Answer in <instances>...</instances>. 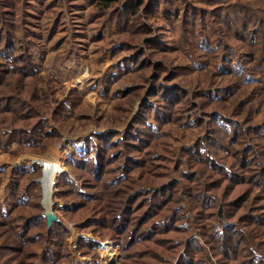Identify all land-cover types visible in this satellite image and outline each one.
<instances>
[{
    "label": "trees",
    "instance_id": "trees-1",
    "mask_svg": "<svg viewBox=\"0 0 264 264\" xmlns=\"http://www.w3.org/2000/svg\"><path fill=\"white\" fill-rule=\"evenodd\" d=\"M157 1L143 9L145 18ZM143 2L125 0L114 10L126 33L112 52H133L127 60L143 79L153 74V82L123 128L96 131L73 148L78 183L57 178L60 207L79 232L120 245L115 264H264V120L252 122L264 94V9L246 0H163L167 17L181 14L178 45L191 62L185 70L211 75L191 92L180 81L161 79L160 71L175 78L181 65L150 63L152 48L164 44L156 33L164 27L144 24ZM16 12L17 0H0V148L68 144L57 123L62 127L85 99L75 87L60 97L63 90L39 85L37 59L15 47ZM229 36L245 47V63L235 59ZM133 86L116 95L132 100L131 90L134 97L142 91ZM207 111L209 123L202 117ZM174 114L181 126L200 124L205 135L163 129ZM38 165L26 174L24 194L37 183ZM17 198L27 208L0 213V264H59L67 223L59 217L47 225L40 193L31 203ZM97 245L88 242L84 254Z\"/></svg>",
    "mask_w": 264,
    "mask_h": 264
},
{
    "label": "rangeland",
    "instance_id": "rangeland-1",
    "mask_svg": "<svg viewBox=\"0 0 264 264\" xmlns=\"http://www.w3.org/2000/svg\"><path fill=\"white\" fill-rule=\"evenodd\" d=\"M124 1L17 0L13 30L15 47L18 49L21 46L27 48L29 53L37 59L39 85L63 90L64 92L58 94L60 97L75 87L85 99V104L77 106L75 112L65 119L62 127L57 123L64 134L63 140H69L68 144L54 142L49 144L44 151L15 143L10 145L7 150L0 148V213L10 211L14 214L23 209L24 206L17 205L21 204L17 198L19 195H22L23 199L29 203L32 199V201L36 200L39 193L40 201L44 199L42 194L46 190L43 184L45 166L39 159L57 161L60 165L59 168L62 167V171H56L52 187L49 188L56 206V213L62 221L67 223L69 228V234H66L61 244L66 257L59 264H102L106 260L110 261L108 264H115L122 255L120 245L114 241L96 236L91 232H79L75 228V222L67 220L66 212L60 207L64 205V198L55 195V190H57L58 184L60 186V183H56L57 178V181L61 182H66L69 177L75 179L73 172L79 170V165L69 159L70 154L74 151L73 148L83 144L85 138L96 131L123 128L131 110L133 113L131 112L130 118L135 117L139 110L140 96L144 94L146 86L152 81L153 74L150 75L151 77L143 79L136 64L127 60L133 55V52L125 51L118 55L112 52V48L121 43L120 37L126 33L123 30L122 22H120L119 13L114 11L117 7L122 6ZM246 1L251 2L255 9L259 6L264 9V0ZM150 3L151 0H144L142 3L140 8L143 18L141 19L145 18L146 10L143 12V9L149 8ZM177 14L167 17L164 13L163 0H159L147 18L143 20L145 25H154L156 28L164 27L156 32L163 33L164 44L160 48H152L156 52L150 54L149 61L153 65L162 60L167 67L181 65L184 71L175 78L169 76L167 71H160L161 79L169 84L174 83V80L180 81L192 92L205 85L207 78L205 74L210 75V72L207 70L195 71L190 67L189 70H185L186 65L191 62L178 45L181 29L179 23L182 18L180 13ZM98 35L100 37L96 38ZM145 36L154 37L153 34ZM227 41L235 47L238 53L235 59L245 63L247 51L242 43L230 36ZM136 42L142 44L141 40H136ZM147 50L149 52L151 48L148 47ZM210 61L211 63L215 62L214 59H210ZM149 69L152 68L149 67ZM134 84H139L142 91L135 94L134 97L132 94L134 92L131 90L129 95L132 100L123 99L121 94L116 95L117 91L124 90L129 86L134 87ZM259 97H261V101L255 108L256 111L252 119V122L255 123H261L264 120V94ZM211 108H213L212 105L206 107V109ZM181 112L178 111L177 115H180ZM208 114H210L208 111L204 112L202 117L209 123L210 115ZM173 119L174 121L163 124V129L172 128L173 131L180 129L188 138L205 135V128L200 124L188 120L186 125L181 126L176 114L173 115ZM221 153L219 152L220 155ZM36 165L39 166L40 171V175L36 178L37 183L26 189V194H24V187L29 184L26 174L35 171ZM75 182H77L76 179ZM79 234L94 236L97 239L99 237L104 240H99L100 245L95 246V249L90 253L84 254L88 242L92 240L79 237ZM81 241L84 243L81 244Z\"/></svg>",
    "mask_w": 264,
    "mask_h": 264
},
{
    "label": "bare ground",
    "instance_id": "bare-ground-1",
    "mask_svg": "<svg viewBox=\"0 0 264 264\" xmlns=\"http://www.w3.org/2000/svg\"><path fill=\"white\" fill-rule=\"evenodd\" d=\"M40 161H42L43 165L45 166V170H44V178H43V184L44 187L46 188L45 190V202L48 201V198L51 197V191L49 190L51 186V184L54 181L55 178V173L56 171H58L60 168V165L54 161H50L47 159H39Z\"/></svg>",
    "mask_w": 264,
    "mask_h": 264
},
{
    "label": "water",
    "instance_id": "water-1",
    "mask_svg": "<svg viewBox=\"0 0 264 264\" xmlns=\"http://www.w3.org/2000/svg\"><path fill=\"white\" fill-rule=\"evenodd\" d=\"M40 180H41V178H40ZM40 180H39V181H40ZM42 196H44V197H43L44 199H42V201H41V204H42V206H43V208H44L42 214L46 217L47 225H48L49 227H51L52 224H53L55 221H58V220H59V216H58V214L56 213V210H55L54 207H53V206H54V201L52 200V197H49V198H48V201L45 202V201H46V200H45L46 198H45V193H44V191H43Z\"/></svg>",
    "mask_w": 264,
    "mask_h": 264
},
{
    "label": "crops",
    "instance_id": "crops-1",
    "mask_svg": "<svg viewBox=\"0 0 264 264\" xmlns=\"http://www.w3.org/2000/svg\"><path fill=\"white\" fill-rule=\"evenodd\" d=\"M79 237H82V238H87V239H91L92 241L93 240H95V242H98V243H100V241L99 240H101L99 237H98V239L96 238V237H94V236H90V235H86L85 236V234H79ZM75 239H77L76 237H74ZM100 245V244H99ZM108 262H110V261H108V260H106V261H104L102 264H108Z\"/></svg>",
    "mask_w": 264,
    "mask_h": 264
},
{
    "label": "built area",
    "instance_id": "built-area-1",
    "mask_svg": "<svg viewBox=\"0 0 264 264\" xmlns=\"http://www.w3.org/2000/svg\"><path fill=\"white\" fill-rule=\"evenodd\" d=\"M62 170H63V169H62V167H61V168L59 169V171H62ZM59 171H58V172H59Z\"/></svg>",
    "mask_w": 264,
    "mask_h": 264
}]
</instances>
